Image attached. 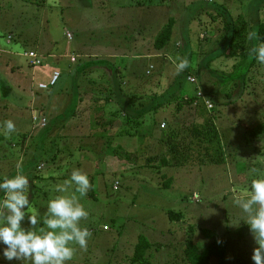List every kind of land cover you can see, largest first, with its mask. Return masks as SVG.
<instances>
[{
	"label": "rangeland",
	"instance_id": "1",
	"mask_svg": "<svg viewBox=\"0 0 264 264\" xmlns=\"http://www.w3.org/2000/svg\"><path fill=\"white\" fill-rule=\"evenodd\" d=\"M229 15L234 19L251 18L253 22L255 19L264 22V0H0V124L12 120L16 125V131L7 135L0 127V139H5L3 142L0 140V178L6 175L9 162L16 161L14 156L21 150L13 146L21 139L17 132L38 135L41 130L32 131L31 116L41 108L38 102L41 92L36 86L43 78L41 71L30 68L24 57V53L32 49L34 41L38 39V45L47 43L58 47V50L65 52L61 55L77 52L82 63L107 62L105 55L108 53L124 54L126 59L122 61L128 60L124 63L128 70L123 69L121 74L133 72L138 73L140 80L152 78L150 81L139 80L140 89L132 87V80L128 79L126 91L130 90L139 96L148 95L149 92L158 95V92H166L178 76L173 61L178 63L177 58H181L185 51V35L179 26L184 28L186 23H192L190 42L198 48L197 58H194L204 62L220 53L225 19ZM170 19L174 21L173 30L176 31L164 53H161L166 54L168 60L162 57L155 59L152 63L155 69H150L151 74L146 76L141 71L149 67L150 61L136 60L135 57L142 50L149 49L150 46L143 49L144 45L154 42ZM68 32L73 33L72 40H68ZM9 37L11 43H8ZM176 44L182 51L176 48ZM225 59V64L229 63L227 66L230 70H227L234 72L233 63L237 64L239 59ZM252 61L254 63L251 65ZM44 62L50 64L52 61L46 58ZM61 64L75 66L64 58ZM198 66L194 62L192 70L202 78L200 83L212 86L211 89L217 87V82L211 81V76ZM204 69L217 71L214 62ZM236 71L234 76L238 79L247 71L250 75L239 97L235 98L239 89L232 87L235 94L229 93V107L219 106L218 114L221 116L226 141L223 144L226 154L224 164L166 167L158 170L145 168L144 153H138L137 159L122 160V164L118 159L112 160L105 147H102L103 153L98 156L89 153L93 157L90 161L91 169L86 173L90 189L86 196L81 197L79 193L76 195L89 213L88 218L81 221V227H87L93 233L86 250L72 245L74 255L67 264H132L141 237L151 247L137 264H254L251 257L256 245L247 224L241 222L239 226L233 225L241 220L242 212L233 204L232 198L236 193L246 196L250 191L252 179L258 178L250 174L251 168L264 171V128L251 130L244 126L247 124L245 120L252 115L258 117L255 122L264 120V109L261 106L264 104V65L249 58ZM99 72L106 73V66L99 69ZM214 75L221 77L217 79L220 86L228 83V75L220 76L217 72ZM240 80L239 84H243ZM189 86H192L190 89L194 94V85ZM73 90H76L73 81L64 77L56 91L51 88L49 92L61 95V92L69 94ZM250 91L254 95L250 96ZM185 92H189V89H185ZM247 103H254V107H261V111L246 112ZM153 116L156 118V113L145 117L146 126H149ZM48 123L47 120V126ZM217 128L222 132L218 121ZM53 135H56L55 131ZM55 137L57 135L52 136ZM33 140L27 143L24 150L36 148L38 139L34 144ZM149 141H146L144 148ZM68 142L58 137V144L62 148L65 144H72ZM140 143L137 145L140 146ZM75 146L84 148L85 144L77 143ZM161 149L157 145L152 151L159 152ZM23 152L19 156V163L24 159ZM81 153L76 151L75 159L64 162L58 160L52 166L41 164L40 172L46 180L40 185V192L37 191L41 195H36L39 198L34 199L36 201L31 207V213L37 215L38 227L43 226L49 199L57 195H70L74 191L75 186L68 193H58L55 188L70 178L75 168L72 164ZM61 158L64 159L63 155ZM51 177L57 180L53 181ZM168 180H171L170 184ZM116 182H119L117 190L114 189ZM37 203L41 205L36 207ZM169 212L181 213V220H170ZM169 220L171 222L168 225ZM22 227H30L27 218L22 222ZM104 227L108 230H104ZM189 243L193 245L188 252L190 255H187L185 251ZM211 243H220V249L226 253L222 259L207 258V248ZM4 247L0 243V264H21L17 260L4 259Z\"/></svg>",
	"mask_w": 264,
	"mask_h": 264
},
{
	"label": "trees",
	"instance_id": "2",
	"mask_svg": "<svg viewBox=\"0 0 264 264\" xmlns=\"http://www.w3.org/2000/svg\"><path fill=\"white\" fill-rule=\"evenodd\" d=\"M173 27L174 21L170 19V21L164 25L154 42V49L156 51L162 52L170 44L173 37ZM224 31L225 33L222 39L223 45L221 47L222 50L219 49V52L221 53L222 51L223 54L221 56H224L225 58L239 59L238 65L234 67L235 72H237L236 69L248 61L250 48L255 43L264 41V22L256 19L253 22L251 18L248 20L247 18L243 20L239 18L234 19L231 15H229L228 19H225ZM249 31H257L259 34V40H248ZM31 47V50L36 49L35 44H32ZM185 52L186 50L183 54H185ZM218 54L213 57H209L207 61L201 62L198 68L200 70L208 71L207 69H204V67H209L211 63L217 60ZM105 63L106 62H103V64ZM253 63L254 61L250 64L252 65ZM106 65L114 68V66L110 63H106ZM90 67L91 66L87 67V69ZM192 69L193 67H190V69L178 74L169 89L161 95L149 92L148 95L143 94L139 96L132 93L130 90L127 92L126 89H124L125 95L123 96L124 98L122 101L121 96H118V92L122 91L121 86L118 85L117 92L114 84H111L109 80L108 83L110 86L106 88L107 96L103 98L101 95L95 94L92 98V101L98 106V108L96 110L97 124L96 127L92 128L91 135L93 137L94 135H98L97 139L101 142L94 144L95 146L92 148L89 147V149H85L84 147L83 149L87 152L76 158L72 164V166L75 167L74 169L83 170L84 173L89 172L91 169L90 161L92 160L91 158H93L90 154L95 153L94 156H98L103 153L102 147L107 149L112 160H120V164H122L125 160L129 161L130 158L137 159L139 158L137 156L138 153H144L146 155L145 161L147 167H145V165L143 167L147 169L157 168L158 170H161V168L166 167H204L224 164L226 162V154L221 144L220 132L217 128V124L215 123V114L218 113V111L207 110L202 99L196 98L195 95L186 94L185 87L188 85L186 83L187 78L193 77L196 80L198 87L211 99L215 106H219L220 103L216 99L211 98L215 92L214 88L211 89L212 86L208 87L203 83H200L199 80L202 78H200L196 72L193 73ZM116 72L121 74L120 71ZM215 73L216 72H214V74ZM249 74L250 72L247 71L245 74L239 76L240 78L242 77L243 83L247 81ZM118 80L120 84H122V78L118 77ZM144 80L150 81L152 78L150 79L149 77V79H143V81ZM153 80L157 79L153 78ZM237 81V78L232 79L233 83ZM96 85L97 87H102L100 83H97ZM91 86L94 85L92 84ZM131 86L137 88V83H134V85L131 84ZM96 92L100 93L99 91ZM229 95L230 94H228L227 97L228 99H231ZM76 97L77 96H75V99ZM75 99L72 103L69 114L70 116L76 114V111H74L77 106V102L75 104ZM100 101H103L104 105L101 106L99 104ZM111 103H116V105L120 104L121 106L126 103V106L122 109V111H116L113 110V108L106 107ZM171 106L173 113L170 119L168 118L167 121H159L155 118V116H153L149 126H146L145 117L147 115L157 113L159 110ZM120 120H122V125L116 126V122ZM52 122L53 127L49 125L42 128L38 135H32L30 133L20 135V141L14 144V148H21V150H18L19 154L14 156L16 161L9 162V170L5 172L6 175H4L3 178H0V182H2L5 176L12 178L17 174L16 165L18 163L19 156L21 155V151L23 152L26 148L27 138L30 137V139H34L32 141L33 144L36 142V139H38V143H35V149L31 150L28 148V150H24V159L20 162L22 174L29 179V187L26 194L29 197L31 207L36 201H34V199L39 198V196L36 197V195H38L41 190L40 185L46 180L43 178L39 170L41 164L43 163L52 166L58 160L64 162L67 159L74 158V152L76 151L74 148H78V146L74 147V143L69 144L70 146L65 144L62 148L58 144L59 135L52 138V136H54V131H56L57 120L55 119ZM163 123L165 124V128L161 127ZM262 128H264V123L256 127L254 130ZM143 133L150 134V137L143 135ZM66 138H70V136ZM123 138H128L130 140V146H125L122 143L121 139ZM147 140H150L149 144L146 148H144ZM3 141H5L4 138L2 142ZM138 143H140V146L137 145ZM157 145L161 146L163 149L159 152L152 151L157 147ZM62 155L64 159L61 158ZM51 179L53 181L57 180V178L54 177H51ZM170 183L171 180H168V184ZM165 186L168 185L166 184ZM37 191L39 192L37 193ZM0 196H2V194H0ZM38 204L39 203L35 206L38 207ZM168 218L172 221H180L182 214L169 212ZM90 232L93 233L92 231ZM141 239L143 238H140L141 242L136 246L134 256L132 257V264L139 263L145 251L151 247L150 243ZM191 245L193 244H187L185 254L190 255L188 252ZM225 254L226 253L223 249H220V243H211L207 248V258L218 257L222 259ZM206 262L208 261L206 260Z\"/></svg>",
	"mask_w": 264,
	"mask_h": 264
},
{
	"label": "clouds",
	"instance_id": "3",
	"mask_svg": "<svg viewBox=\"0 0 264 264\" xmlns=\"http://www.w3.org/2000/svg\"><path fill=\"white\" fill-rule=\"evenodd\" d=\"M248 40H259L257 31H249ZM249 58L264 65V41L255 43L249 50ZM173 61L177 74L189 67L187 58H177ZM5 134L16 131L12 120H5L0 124ZM17 174L9 178L4 177L0 182V243L5 245L3 258L8 261L17 260L21 264H67L71 261L78 245L86 250L91 232L87 227H81V221L89 216L88 211L79 202L76 193L86 196L90 189V181L86 173L79 169L71 172L70 178L58 184L55 191L70 195H57L49 199L47 211L43 218V226L38 227L39 221L35 213H31V205L26 192L29 179L22 174L21 163H17ZM256 175L251 181L247 195L236 193L233 204L242 212L239 222L249 226L255 243L252 253L254 264H264V171L255 167L249 170ZM27 221L30 227H22Z\"/></svg>",
	"mask_w": 264,
	"mask_h": 264
},
{
	"label": "crops",
	"instance_id": "4",
	"mask_svg": "<svg viewBox=\"0 0 264 264\" xmlns=\"http://www.w3.org/2000/svg\"><path fill=\"white\" fill-rule=\"evenodd\" d=\"M195 5L196 4H194L193 7ZM190 23L189 22L186 23V26L184 28H183V26H179L181 33L185 35L184 36L185 37L184 43H185V48H186L185 50L187 53L185 52V54H181V58H187L188 59L189 67L187 69H190V67H192L194 62L196 65L201 63L199 60H195V58H194V56L197 58L196 54H197L198 50H196L197 47L195 45H191V42H190L189 34L191 33V26H192V23L191 24ZM175 31L176 30L173 31V34ZM200 37L202 39V36H200ZM73 38H74V35H73ZM155 40H154V42H155ZM154 42H150L149 44L144 45L143 49H145L148 46H150L151 49L149 47L148 50H142L141 54L135 57L136 60L147 59L150 61L149 67L146 66L141 71V73L142 74L145 73L146 76L151 74V73L147 74L148 71H150L151 67H153L155 69V67L152 64L155 59L162 57L163 60H168V57L166 56V54H161V53H164L165 50L162 52H158L154 49ZM10 43H11V41H10ZM33 44L36 45V49H33V50L37 51L40 55H42L43 60H45L46 58L51 60L52 62H49L50 65L53 68H58L59 70H61L62 76H61V79L59 81V84L64 77H68L69 79H71L73 81L74 88H76V90H73V92L69 93V94L61 92V95H60L58 93L57 94H51L49 91L42 92V91L38 90V88H37V90L41 92V96L38 97V102H40L42 109L40 108L41 110L34 111L32 116H31V118L33 117L31 119V123H32V127H33L32 131H36V129L42 130V128H40L38 126L39 119L41 117H44L46 120H48V122H49L48 124L51 127H53L52 121L56 119L57 120V126H56V131H55L56 135H59V137H63V139L65 138V139L69 140L68 143H74L73 145H75L77 143H84L85 149H89V147L92 148L93 147L92 145L98 144V142H101L100 140L97 139L98 135H94V137L91 135L92 128L96 127V124H97L96 110H97L98 106L92 101V98L94 97V95L99 94L103 98L105 96H107L106 88H108L110 86V84L108 83V81L110 80L111 84H114L117 92H118V85L121 86L122 91L118 92V96L119 95L121 96V101H122L124 98L123 96L125 95L124 89H125V85L127 83V80L128 79L132 80V85H133V83H135V84L137 83V88L140 89V85H139L140 82H138V81L141 77H139L137 75L138 73L130 72V73H127L125 75V74H118L116 72V71L121 72L123 69L128 70V68L126 66L127 64L124 65V63H127L128 60L122 61L123 59H126V56L124 54H118L117 52H113V53H108L107 55H105V57L107 59L106 63L112 64L114 66V68H113V67H109V65H106V63H105V65H101V64H103V61H96L97 62L96 64L93 62L82 63V61L80 62V54H77V52H71L69 54L61 55L62 53H65V52H62V50H58V47H55V46L52 47V45H49L47 43H45V44L40 43L38 45V39H37V41H34ZM175 46H176V48H180L178 44H176ZM180 50L182 51L181 48H180ZM222 54H223V52L218 54V56H217L218 59L214 61V64H216V67H217L216 72L218 74H220V76L222 74L224 76L228 75V78L226 79V80H228V83L225 85L222 84L220 86L218 84L217 79H221V77H218L219 75L214 76L213 74L215 71H213V70H208L206 72H207L208 76H211L210 77L211 81L214 80L217 82V87L214 88V90L216 92H214V95H212L211 98L216 99L220 103V105H219L220 107L227 108V107H229L228 103L231 101V99H228L227 95L229 93L230 94L234 93V91H235V90H232V87L239 89L237 94L235 95V98H236L237 96L239 97V95L241 94L242 88L244 87V90H245L246 86L244 83L239 84V82L241 81L240 79H242V77L241 78L239 77V79L237 78V80H238L237 82H234V83L232 82V79L236 78L234 75L237 72H235V71L231 72L232 70L229 71L230 70L229 66H227V65H229V63L225 64V62H227V61H226L224 56H221ZM73 55L77 57V61L75 63H73L75 66H71V67L70 66H63L61 64L62 58L69 59V57L73 56ZM87 55L89 56V54H87ZM87 55H86V57H88ZM95 56H92V57H94L96 59L99 58V57H95ZM123 57H125V58H123ZM118 58L121 61H119ZM233 60L235 61V59H233ZM69 61H70V59H69ZM198 62H200V63H198ZM234 64H235V62L233 63V66H232L233 70H234V67L237 65V64H235V65ZM90 65H92V67L87 69V67H89ZM104 66H106L107 72L106 73L99 72V69L102 70L104 68ZM52 67H50L48 69L40 70L41 71L40 75L43 78V81H39V83L47 82L48 76L50 74ZM227 68L229 70H227ZM73 69H74V71H73ZM72 71H73V73H71ZM90 72H92V73L90 74ZM106 75H107L108 79H106ZM118 77L122 78V81H123L122 84H120ZM222 79H224V78L222 77ZM97 81H99V83L102 87H97V85H96L98 83ZM242 81H243V79H242ZM219 83H221V81ZM59 84H58V86H59ZM92 84L94 86H91ZM58 86L53 88L54 91H56ZM227 86H229V88L231 87L230 91H229V88L227 89ZM190 87H192V86L186 85L185 89H189V92H186V94L194 95L193 91H192V89H190ZM193 88H194V92H195V89L197 87L194 86ZM142 89H143V87H142ZM38 91L36 94L37 96L39 95ZM96 91H99L100 93H98ZM161 94L162 93L158 92V95H161ZM249 95L250 96L254 95V92L250 91ZM62 96H65L66 99ZM75 96H77L76 99H75ZM74 99L76 100L75 104L77 102V106L74 109V111H76V114H74L73 116H70L69 114H70V110H71L72 103H73ZM250 102H252V101L250 100ZM99 104L101 106L104 105L103 101H100ZM249 104L250 105H248V103L246 104V105H248L247 107H245L246 112L261 111V107L258 106L257 108H255L254 103H249ZM109 105H112L113 110L122 111V109L126 106V103H124V105L122 104V106L120 104L116 105V103H111ZM113 106H115V107H113ZM219 106H215L214 110L219 111L220 110ZM261 106H263L262 109H264V104ZM106 107L109 108V106H106ZM108 108H106V109L109 110ZM159 112H160V115H158ZM172 113H173L172 106L163 108L156 113V119L159 121H162V120L167 121L168 118L169 119L171 118ZM215 117H216L215 123L217 124V121H218L219 129H221V131H222V132H220V135H221V144L223 147V144L226 141L224 140L225 135H224V131L222 130L221 116H220V114L216 113ZM35 118H36V121H35ZM257 118L258 117L256 115L250 116L249 118H247V120H245V123H247V124H245L244 126L248 129L254 130L256 127H258L264 123V120H262V119L260 122H255L257 120ZM253 122H254L253 126H249V124H251ZM120 125H122V120L116 122V126H120ZM233 126H235V125H233ZM233 126H231V127H233ZM239 127H242V126L240 125ZM41 130H40V132H41ZM80 130H82V131H80ZM153 132H152V134H153ZM17 133L19 135L23 134L20 131ZM56 135H54V136H56ZM143 135L150 137V134H148V133H143ZM69 136H70V138H66ZM146 136H144V137H146ZM0 140L2 141L3 138ZM121 140L125 146H130V142H129L130 140L128 138H125V139L123 138ZM30 141H31V139H30V137H28L27 141H26V145H27V143L29 144ZM255 141L257 144V140H255ZM79 147L80 146H78L77 149L75 147L74 150H76L77 152L82 151L83 153L87 152V151L83 150V148H81V147L79 148ZM76 151L74 153H76ZM263 169H264V167H263ZM39 170H41V168ZM170 222L171 221L169 220L168 225L170 224Z\"/></svg>",
	"mask_w": 264,
	"mask_h": 264
},
{
	"label": "built area",
	"instance_id": "5",
	"mask_svg": "<svg viewBox=\"0 0 264 264\" xmlns=\"http://www.w3.org/2000/svg\"><path fill=\"white\" fill-rule=\"evenodd\" d=\"M67 38L68 40H72L73 36L70 33H67ZM11 37H9L8 43H10ZM24 57L27 59L28 61V66L30 68H32L33 70L39 71V70H44V69H48L50 67H52L50 64H47L44 62L42 55H40L37 51L34 50H30V51H26L24 53ZM70 62L71 63H75L77 61V57L76 56H70L69 57ZM152 68V67H151ZM150 72H148L149 74ZM62 73L61 70H59L58 68H53L50 71V74L48 76V80L45 83H38L37 84V88L40 91H48L49 89L56 87L61 79ZM188 85H194L197 88L195 89L194 95L196 96V98H200L202 99V101H204V105L207 108V110L212 111L214 110V104L211 101V99L206 96V94L198 87V84L196 82V80L193 77H188L187 78V82ZM36 121V118H35ZM38 126L40 128H45L47 127V120L44 117H41L39 119V124ZM162 128H165V124L163 123L161 125ZM41 168V167H40ZM39 168V169H40ZM119 187V182H116L114 185V189L117 190ZM104 230H108L107 227H104Z\"/></svg>",
	"mask_w": 264,
	"mask_h": 264
}]
</instances>
